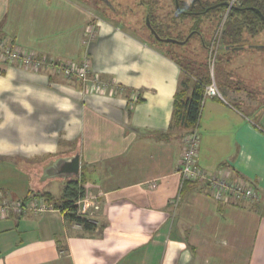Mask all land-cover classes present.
<instances>
[{
	"label": "crops",
	"instance_id": "1",
	"mask_svg": "<svg viewBox=\"0 0 264 264\" xmlns=\"http://www.w3.org/2000/svg\"><path fill=\"white\" fill-rule=\"evenodd\" d=\"M92 19L77 0H0V39L62 62L87 59L107 84L92 92L54 69L0 58V192L61 204L71 180L45 171L79 154L72 180L101 208L93 231L55 208L0 218V264H264V96L224 88L227 97L202 105L198 165L257 191L255 200L216 201L206 182L182 185L187 132L171 126L182 70L114 25L103 24L87 50ZM248 44L261 45L232 46ZM250 50L264 52L223 49L219 57Z\"/></svg>",
	"mask_w": 264,
	"mask_h": 264
},
{
	"label": "rangeland",
	"instance_id": "2",
	"mask_svg": "<svg viewBox=\"0 0 264 264\" xmlns=\"http://www.w3.org/2000/svg\"><path fill=\"white\" fill-rule=\"evenodd\" d=\"M77 1L87 4L93 12V19L87 28H92L93 32L88 38H86L84 43V46L87 50L96 40L99 29L103 24L114 25L115 27H119L120 29L136 36L149 46L153 48H159L161 51L168 53L169 56L174 59V62L179 66L182 72H184L183 68L188 69L189 74L194 81L204 77L208 71L211 83H215L218 93L223 98L227 97L224 95V88L233 92V95H244L246 93L248 96L250 94L253 96L259 95V97L261 95L264 96V89L261 91V88L257 87L259 83L264 82V52L250 50L245 52H236L225 57L217 56L214 71L211 72V65L209 62L210 60L212 62L211 58L214 55H211L210 49L217 46V43L219 40L221 42V39L225 41L224 43L231 44L230 39L227 37L225 38L223 33L221 34V32H219V25L225 12L222 13L223 11L221 10H213V12H209L207 16H202L200 18H197L196 16L181 18L179 16L177 17V15H174L173 0H109L114 7V11H112L106 6L105 3L99 0ZM143 1L147 5L153 3V8L156 9L154 11V22L160 23L161 25L165 22L171 24V27L168 29H166L165 26L161 27L166 29V32L168 35L170 34V37H177L184 41L191 31L200 32L207 44V50L205 51V54L204 51H202L203 48L198 36H194L190 40L188 46L184 49H181L180 47H157L154 39L150 35L149 30L145 26L147 11H145V9L140 4ZM180 1H184L188 5H190L192 2V0ZM204 1H206L207 6L209 9H211L216 4H218L219 1L224 0ZM229 2L230 1H228V3ZM171 17L174 18L172 22L168 20L171 19ZM256 30L258 34L255 37H251L249 32H245L243 34L242 43L258 42L259 44L264 45V27L259 26V29ZM203 61L206 62V67L201 64ZM237 74H240L239 77L241 75L245 76V74H249L250 80L252 82H247L248 80L245 81L241 77L239 78ZM229 97L231 98V96ZM238 99H242V96L241 98L238 97ZM235 102H238V100ZM250 110L252 109H249L248 111Z\"/></svg>",
	"mask_w": 264,
	"mask_h": 264
},
{
	"label": "built area",
	"instance_id": "3",
	"mask_svg": "<svg viewBox=\"0 0 264 264\" xmlns=\"http://www.w3.org/2000/svg\"><path fill=\"white\" fill-rule=\"evenodd\" d=\"M239 0H231L227 4V8L219 25V32L223 33V28L226 20L235 6L241 3ZM85 30V40L92 34V28ZM221 42L210 50L211 55H214L210 60L211 72L214 71L216 65V57H219L221 51ZM0 58L3 62L9 64H19L30 70L39 71L42 69H54L57 73L62 74L68 79H75L81 82L92 92L103 93L107 84L104 83L101 77L93 74L89 60L85 59L81 63L62 62L53 58L40 56L38 53L28 49H23L12 45L6 39H0ZM220 98L215 83H211L206 87L205 100L207 98ZM184 151L181 156V168L179 173L182 177V185L188 183L206 182L208 189L213 199L219 202H226L228 199L236 200H255L257 191L252 185L246 182L235 180L229 173L220 171L214 174H207L200 168L197 162L198 151L200 146V135L197 130H192L183 137ZM85 197V196H84ZM81 198L74 206L77 207L76 215L85 218L90 222L94 221V216L101 210L99 203L94 202L90 198ZM180 200V198H179ZM53 209L45 198L33 197L31 200H15L8 198L0 192V218L10 219L12 217H23L27 215H40L48 210ZM77 227L81 225L75 223Z\"/></svg>",
	"mask_w": 264,
	"mask_h": 264
},
{
	"label": "trees",
	"instance_id": "4",
	"mask_svg": "<svg viewBox=\"0 0 264 264\" xmlns=\"http://www.w3.org/2000/svg\"><path fill=\"white\" fill-rule=\"evenodd\" d=\"M173 1H174V8H173L174 15H177V17L179 16L181 18L182 17L186 18V17L197 16L194 14H189V12L192 13L194 12V10H197L196 7L192 8L190 5L186 4L184 1H180V0H179V7H177L176 0H173ZM224 1L228 3V1H231V0H224ZM219 2H223V1H219ZM239 2L241 4L239 6H235L232 9L231 13L229 14L226 20L224 28H223V36L225 38L227 37L230 39L231 44L229 45H236V44L242 43L243 34L245 32H249L251 37L257 36L258 32L256 29H259V26L264 27V0H239ZM142 4L143 6L145 5L146 7H148L146 18L149 17L152 28L158 33L160 37L172 38V39L182 41L180 40V38L170 37L169 36L170 34L168 35V33L166 32V29L171 27L170 26L171 24L165 22L161 25L160 23L154 22V18H155L154 11L156 9L153 8V3H150V5L149 4L147 5L143 1ZM221 7L222 8L219 10L223 11L222 13H224L227 8V5H222ZM213 10L215 9L211 8L209 12H213ZM200 17L202 16L200 15L197 16V18H200ZM146 18H145V26H146ZM173 19L174 18L171 17V19H168V20L172 22ZM162 26H165L166 29L161 28ZM146 28L148 29L147 26ZM191 34L192 36L189 38V41L187 42V44L185 46H179L175 44L167 45L164 43H158L150 32V35L154 39L157 47L164 46L166 48L167 47H180L181 49H184L188 46L190 40L194 36H198L200 38L201 46L203 48L202 51H204V54H205V51L207 50V44L204 41V37L200 32L191 31L189 35L184 39V41ZM222 42L224 43L225 41L222 39ZM166 54L169 56L168 53ZM169 58H171L174 61V59L171 56H169ZM201 64H203L205 67L207 66L205 61L201 62ZM183 71H184L183 72L184 77L182 78L179 84V89H178V92L174 100V113H173V120H172L171 126L177 129H183L185 130V132L189 133L199 123L202 105L205 101L206 87L211 84V79H210L208 71L206 72L204 77H202L201 79H196L195 81L192 79L191 75L189 74L188 69L183 68ZM84 194L85 192L80 187L79 181L71 180L66 183V186L63 191V201L61 204L53 205L50 203L52 201L50 196L44 195L43 197L46 198V201L50 205H52L53 208L61 211L67 220L81 225L82 228L86 231H93L97 226L95 223L90 222L87 219L81 218L76 215L77 207L74 206V203H76L78 200L84 197Z\"/></svg>",
	"mask_w": 264,
	"mask_h": 264
},
{
	"label": "water",
	"instance_id": "5",
	"mask_svg": "<svg viewBox=\"0 0 264 264\" xmlns=\"http://www.w3.org/2000/svg\"><path fill=\"white\" fill-rule=\"evenodd\" d=\"M106 4L108 8H110L112 11H114V7L112 3L109 0H99ZM176 5L179 7L178 0H176ZM224 5H227L224 4ZM146 26L148 27L151 34L154 36L155 40L158 43H164V44H175L179 46H185L187 42L189 41V38L192 36V34L185 40V41H179L172 38H162L158 35V33L152 28L149 17L146 18ZM261 49L264 50V45H258V44H248L244 46H225V44L222 42L221 45V51L219 55H221V52L223 49H228L230 51L233 50H244V49ZM80 174V155L76 154L71 157L59 159L52 163L48 168L47 171H45V175L49 177H60L65 180H72L75 178H78Z\"/></svg>",
	"mask_w": 264,
	"mask_h": 264
},
{
	"label": "flooded vegetation",
	"instance_id": "6",
	"mask_svg": "<svg viewBox=\"0 0 264 264\" xmlns=\"http://www.w3.org/2000/svg\"><path fill=\"white\" fill-rule=\"evenodd\" d=\"M178 2H179V0H178ZM140 4L145 9V11H148V7H146L145 5L143 6L142 3H140ZM206 4L207 3L204 0H192L190 6L192 8L196 7L197 10H194V12H192V13L189 12V14H194V15H197V16L198 15H200V16H206L208 14V12L210 11L209 7ZM224 4H226L225 1L219 2L217 5H215L214 7H212V9L219 10V9L222 8L221 6L224 5Z\"/></svg>",
	"mask_w": 264,
	"mask_h": 264
}]
</instances>
